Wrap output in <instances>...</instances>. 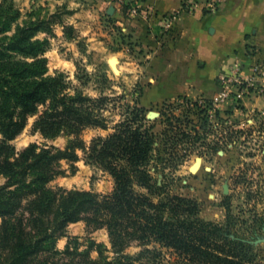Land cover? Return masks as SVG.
I'll use <instances>...</instances> for the list:
<instances>
[{"label":"trees","instance_id":"trees-1","mask_svg":"<svg viewBox=\"0 0 264 264\" xmlns=\"http://www.w3.org/2000/svg\"><path fill=\"white\" fill-rule=\"evenodd\" d=\"M131 2L123 0L124 13ZM10 26L7 22L3 31ZM39 30V22L18 26L0 46V176L6 178L0 185V264H172L168 252L186 264H262L252 239L235 230L230 212L225 223L206 220L196 199L171 194L158 182L159 161L168 159L159 156L154 164L157 134L143 107L128 105L113 132L86 145L84 129L107 126L101 112L107 99L70 94L63 76H45L46 49L34 39ZM40 106L45 109L35 131L45 138L67 131L74 138L65 148L30 143L17 150L11 141ZM79 149L113 177L112 192L50 184L66 173L62 160L76 172ZM79 221L90 233L106 228L110 245L74 236L59 251L57 239ZM133 245L140 250L129 252ZM61 253L68 260L56 257Z\"/></svg>","mask_w":264,"mask_h":264},{"label":"rangeland","instance_id":"rangeland-1","mask_svg":"<svg viewBox=\"0 0 264 264\" xmlns=\"http://www.w3.org/2000/svg\"><path fill=\"white\" fill-rule=\"evenodd\" d=\"M2 1L0 46L9 41L18 26L39 22L41 30L34 39L42 41L46 49L42 55L46 59L45 76H63L65 91L70 94L82 92L92 98L107 99L101 110L107 126L88 127L81 133L87 146L95 137L113 132L129 106L143 107L147 125L154 123L153 130L157 134L154 164L159 156L168 159L159 161V172L155 174L158 182H164L171 194L196 199L202 218L225 223L230 212L239 234L252 240L264 236V110H249L233 101L214 112L201 108L194 102L195 98L186 96L143 103L144 87L140 76H136L143 69L133 62L141 58L143 50L133 46L130 33L118 22L120 18L109 11L111 6L119 5L123 15L129 18L132 4L124 13L120 0L108 2L109 8L100 0H0V3ZM16 12V17L11 16ZM7 22L11 26L3 31ZM110 58L121 62L120 74L110 65ZM138 62L146 63L143 59ZM44 109L45 106H40L36 115L29 116L24 131L11 141L17 150L30 143L65 148L74 138L67 131L56 138H45L35 131L34 123ZM150 111H156L157 115L149 117ZM2 138L0 133V141ZM78 154L76 172L72 173L68 161L62 160L60 164L66 173L55 177L50 184L102 194L112 192L113 177L90 161L86 150L79 149ZM198 157L202 158V166L192 172ZM5 180L0 176V185ZM226 183L228 193L224 192ZM74 236L84 243L91 237L110 245L106 228L90 233L87 223L79 221L65 228L56 241V248L65 251ZM255 245L257 260L264 264V243ZM85 247L83 245L82 249ZM139 250L137 245L128 249L131 253ZM96 255L94 252L93 256ZM56 257L68 260V254L64 253ZM168 257L172 264H186L169 252Z\"/></svg>","mask_w":264,"mask_h":264},{"label":"crops","instance_id":"crops-1","mask_svg":"<svg viewBox=\"0 0 264 264\" xmlns=\"http://www.w3.org/2000/svg\"><path fill=\"white\" fill-rule=\"evenodd\" d=\"M100 1L108 8L113 3ZM131 1L140 7L137 14L126 18L119 5L114 14L130 33L133 46L143 50L141 58L133 60L143 69L136 74L144 87L143 103L213 97L218 76L235 61L247 69L264 63V0H224L213 12L204 8L203 0L193 9H185L183 0ZM170 15L174 18L167 25L164 17ZM142 59L146 63L138 62ZM120 66L121 73V62ZM241 103L249 110H264L260 96H244Z\"/></svg>","mask_w":264,"mask_h":264},{"label":"built area","instance_id":"built-area-1","mask_svg":"<svg viewBox=\"0 0 264 264\" xmlns=\"http://www.w3.org/2000/svg\"><path fill=\"white\" fill-rule=\"evenodd\" d=\"M199 0H183L185 9H193ZM122 3L123 0H120ZM200 2V1H199ZM204 8L213 12L216 11L224 0H203ZM139 5H132L131 16L139 12ZM173 15L164 17L167 25L171 24ZM219 89L215 96H199L195 98V103L201 108L212 110H222L227 104L233 101L241 103L244 96H260L264 98V63L252 64L249 69L244 67L240 61H235L229 71H224L218 76Z\"/></svg>","mask_w":264,"mask_h":264},{"label":"water","instance_id":"water-1","mask_svg":"<svg viewBox=\"0 0 264 264\" xmlns=\"http://www.w3.org/2000/svg\"><path fill=\"white\" fill-rule=\"evenodd\" d=\"M114 10H115V7H114V6H111L110 9H109V11H110L111 13H112ZM113 61H114V59H110V60H109L110 65L112 66V68H113L114 70H116L115 67H114V63H113ZM156 115H157V112H156V111H150V112H149V117H154V116H156ZM200 159H202V158H201V157H198L196 163L192 166V168H191L192 172H195V169H196V167L198 166V164H199V162H200ZM228 191H229V185L226 183V184L224 185V192H225V193H228ZM252 243H254V244L264 243V236H258L255 240H252Z\"/></svg>","mask_w":264,"mask_h":264},{"label":"bare ground","instance_id":"bare-ground-1","mask_svg":"<svg viewBox=\"0 0 264 264\" xmlns=\"http://www.w3.org/2000/svg\"><path fill=\"white\" fill-rule=\"evenodd\" d=\"M110 59H114L113 63H114V67L116 69L115 72L120 74V70H119V62L120 61L118 59H116V58H110ZM201 165H202V161L200 160L198 166L195 169V172H197L201 168Z\"/></svg>","mask_w":264,"mask_h":264},{"label":"flooded vegetation","instance_id":"flooded-vegetation-1","mask_svg":"<svg viewBox=\"0 0 264 264\" xmlns=\"http://www.w3.org/2000/svg\"><path fill=\"white\" fill-rule=\"evenodd\" d=\"M202 166V165H201Z\"/></svg>","mask_w":264,"mask_h":264}]
</instances>
